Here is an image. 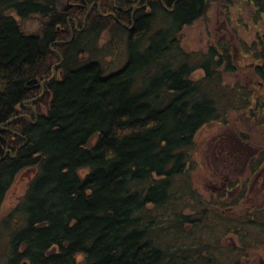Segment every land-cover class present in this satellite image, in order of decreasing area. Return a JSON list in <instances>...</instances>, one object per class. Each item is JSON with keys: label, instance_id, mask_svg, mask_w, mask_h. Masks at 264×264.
Instances as JSON below:
<instances>
[{"label": "trees", "instance_id": "16d2710c", "mask_svg": "<svg viewBox=\"0 0 264 264\" xmlns=\"http://www.w3.org/2000/svg\"><path fill=\"white\" fill-rule=\"evenodd\" d=\"M247 1L262 20L264 0ZM210 2L0 0V216L15 177L36 169L0 220V264H241L249 237L264 242L263 206L242 219L203 200L194 219L181 204L199 129L234 111L264 115V31L239 41L252 58L242 83L225 80L240 73L233 44L180 45ZM13 13L47 22L27 35ZM123 42L125 63L108 71L102 59ZM233 231L240 244L226 245Z\"/></svg>", "mask_w": 264, "mask_h": 264}, {"label": "rangeland", "instance_id": "374dc122", "mask_svg": "<svg viewBox=\"0 0 264 264\" xmlns=\"http://www.w3.org/2000/svg\"><path fill=\"white\" fill-rule=\"evenodd\" d=\"M254 14L255 10L247 0H211L206 16L183 28L180 45L186 52L205 54L211 46H216L219 42L233 44L231 52L235 60L241 63L240 73L235 76L237 78L225 80L242 83L243 79L247 80L253 74L252 68L249 67L252 58L243 55L239 41L243 39L250 44L257 38V34L264 31V17L257 21ZM12 15L16 17L22 31L27 35L41 32L47 22V18L39 14L26 19L19 18L16 13ZM112 35V31H105L99 47L107 44ZM125 56L123 42L120 45L118 43L114 51L102 60L107 64V70L113 71L125 63ZM204 75V71L197 70L193 74V79H201ZM252 112V110L230 112L223 120L208 123L196 133L194 146L189 150L190 163L186 172L192 191L183 196L181 201L184 205V214L194 219L201 218L199 211H196L203 208V200L207 203H216L219 208L224 209V213L232 209L242 219L252 216L258 205L264 207V161L257 165L259 158L264 154V125L261 124L264 115L258 108H255L254 115ZM234 140L239 142L238 152L242 155L240 159L236 158L235 150L232 148ZM252 162L257 164L253 167ZM35 173L36 169H26L15 177L3 199L0 220L21 202ZM81 173L85 175L88 170H81ZM228 187L227 198L222 200L223 203H219L217 195ZM216 191L219 193L214 196ZM193 207L196 211L192 210ZM176 208L179 209V206L176 205ZM213 216L212 213L210 218ZM201 224L203 220L198 228L202 227ZM196 226L185 227V235ZM194 231L196 234L199 232L197 229ZM235 233L233 231L223 236L226 245L240 244L241 235ZM2 241L0 239V248ZM246 244L251 249L244 252L241 264H264V242H256L249 237Z\"/></svg>", "mask_w": 264, "mask_h": 264}]
</instances>
